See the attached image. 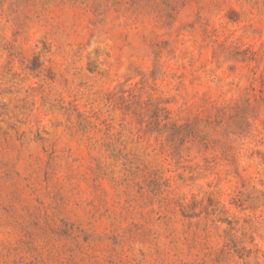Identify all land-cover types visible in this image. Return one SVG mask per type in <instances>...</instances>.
<instances>
[{"label":"rangeland","instance_id":"obj_1","mask_svg":"<svg viewBox=\"0 0 264 264\" xmlns=\"http://www.w3.org/2000/svg\"><path fill=\"white\" fill-rule=\"evenodd\" d=\"M0 264H264V0H0Z\"/></svg>","mask_w":264,"mask_h":264}]
</instances>
